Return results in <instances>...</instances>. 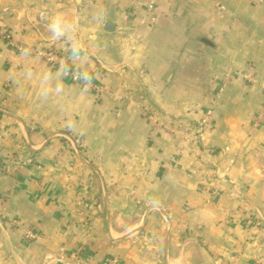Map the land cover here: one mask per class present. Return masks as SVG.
I'll use <instances>...</instances> for the list:
<instances>
[{
  "label": "crops",
  "instance_id": "obj_1",
  "mask_svg": "<svg viewBox=\"0 0 264 264\" xmlns=\"http://www.w3.org/2000/svg\"><path fill=\"white\" fill-rule=\"evenodd\" d=\"M147 1L0 0L13 39L60 49L103 88L0 38V264L264 259L261 95L237 74L264 81V2ZM139 107L194 133L213 113L189 143Z\"/></svg>",
  "mask_w": 264,
  "mask_h": 264
},
{
  "label": "built area",
  "instance_id": "obj_2",
  "mask_svg": "<svg viewBox=\"0 0 264 264\" xmlns=\"http://www.w3.org/2000/svg\"><path fill=\"white\" fill-rule=\"evenodd\" d=\"M139 0H132V5L135 6V2H138ZM259 2H264V0H257ZM155 0H149L147 1V11L151 12L154 6ZM223 8L221 6H217V11L220 12L222 11ZM0 38L2 40H5L10 48L14 50L15 52L23 53V54H28L31 56H36L40 58L43 62L49 63L53 66L61 67L64 72V76L68 77L72 82L81 85V86H86L91 93L98 94L100 91H103L102 86H100L97 83H94L91 79V77L82 74L79 70H77L72 63L70 62L69 56L62 52L60 49H56L53 46H46L42 44H34V45H26L20 41H17L13 39L9 29L6 27H0ZM241 77L246 79L251 85L257 86L260 95H261V108L260 111L257 113L256 116V122L254 125L261 124L264 120V81H259L257 80L251 73L249 72H238ZM221 84L220 87H218V90L214 96V100L218 99L221 91H222V86ZM216 102V101H215ZM139 110L142 112L143 116L148 120L149 122H160V117H158L157 114H155L152 110L147 109L146 107H139ZM213 113L212 108H208L205 110L204 114L200 118V126H198L195 130V133L193 131H190V128H188L189 131L185 133L184 139L188 141L189 143H194L196 136L200 135L202 133L203 127L205 125H208L211 122V116ZM176 123V125H169L166 126V131L167 134L173 136L175 127L181 126L179 122L172 120L169 122V124H172V122ZM29 161V160H28ZM165 166L168 167H173V163L165 162ZM207 199L206 202H210L215 196L219 194V186L218 184L210 186L207 191ZM234 194V193H232ZM245 204L241 205V207H244ZM251 220V217H250ZM250 220L248 222H250ZM90 228V225L88 224L87 221L83 222V226L80 228V236L81 238H84V235L87 232V229ZM24 235L26 237H31V238H36L37 235L35 233H32L30 231H25ZM84 242V241H83ZM85 243V242H84ZM111 262L110 258H106L102 264H109ZM260 264H264L260 263Z\"/></svg>",
  "mask_w": 264,
  "mask_h": 264
},
{
  "label": "rangeland",
  "instance_id": "obj_3",
  "mask_svg": "<svg viewBox=\"0 0 264 264\" xmlns=\"http://www.w3.org/2000/svg\"><path fill=\"white\" fill-rule=\"evenodd\" d=\"M88 89V88H87ZM89 90V89H88ZM103 92V91H102ZM101 91L99 92V93H102ZM94 94V93H93ZM153 111V110H152ZM155 114H157L158 115V117H160V122H149L150 123V126L151 127H154V128H160V129H162L163 130V132L165 133V134H167V131H166V126H169V125H176V123H174V121L172 122V124H169V122L170 121H172L171 119H162L161 118V116L162 115H160V113H158V112H156L155 110L153 111ZM175 121H177V122H179L178 120H175ZM180 123V127L179 126H177V128L175 127V130H174V133L173 134H177V133H179V134H181V136L184 138L185 137V133L187 132V131H189L188 130V128H190V131H192L191 130V127L188 125V124H186L185 122H179ZM169 134V133H168ZM172 136V135H171ZM210 187V186H209ZM208 187V188H209ZM207 188V189H208ZM207 191V190H206ZM245 204H247V203H245ZM241 209H242V211H243V216L245 217V218H247V221L248 220H250V217H251V212H250V209L248 208V207H246V205H244V207H241ZM264 262V259H256V263L257 264H260V263H263Z\"/></svg>",
  "mask_w": 264,
  "mask_h": 264
}]
</instances>
